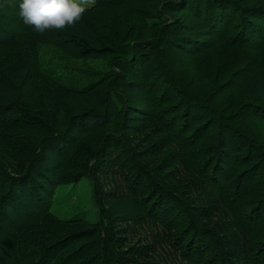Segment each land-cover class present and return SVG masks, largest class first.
Returning <instances> with one entry per match:
<instances>
[{
  "label": "trees",
  "instance_id": "trees-1",
  "mask_svg": "<svg viewBox=\"0 0 264 264\" xmlns=\"http://www.w3.org/2000/svg\"><path fill=\"white\" fill-rule=\"evenodd\" d=\"M6 2L0 264H264V0H92L43 34ZM84 176L97 220L54 214Z\"/></svg>",
  "mask_w": 264,
  "mask_h": 264
},
{
  "label": "rangeland",
  "instance_id": "rangeland-1",
  "mask_svg": "<svg viewBox=\"0 0 264 264\" xmlns=\"http://www.w3.org/2000/svg\"><path fill=\"white\" fill-rule=\"evenodd\" d=\"M92 0H90L91 2ZM6 0H0V11L2 13L6 12ZM1 13V14H2ZM56 49V48H54ZM40 53L44 55V57L48 56H56L58 51H50V46L42 47ZM66 60H70V64L72 65H85L104 69V65H106L105 60H91V61H81L78 59L69 58L65 55ZM260 175V174H259ZM115 182L113 183L115 189H122L123 183L122 179L119 177H115ZM111 186V184H110ZM50 210L61 218H71V217H80L85 219L88 222H95L97 220L96 215V207L93 202V197L90 188V182L87 177H82L76 183H67V184H59L56 186L52 200ZM147 234L148 231H145ZM264 253V250L262 251ZM186 262L184 261L183 264Z\"/></svg>",
  "mask_w": 264,
  "mask_h": 264
},
{
  "label": "clouds",
  "instance_id": "clouds-1",
  "mask_svg": "<svg viewBox=\"0 0 264 264\" xmlns=\"http://www.w3.org/2000/svg\"><path fill=\"white\" fill-rule=\"evenodd\" d=\"M90 0H20L19 16L36 32L63 31L81 19Z\"/></svg>",
  "mask_w": 264,
  "mask_h": 264
}]
</instances>
